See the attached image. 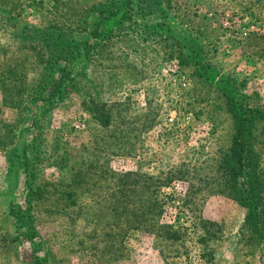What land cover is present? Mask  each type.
<instances>
[{"label": "rangeland", "instance_id": "1", "mask_svg": "<svg viewBox=\"0 0 264 264\" xmlns=\"http://www.w3.org/2000/svg\"><path fill=\"white\" fill-rule=\"evenodd\" d=\"M131 1L0 0V71L15 64L17 85L45 99L8 107L0 92V264H264L222 172L234 134L224 80L264 114V0H162L146 16ZM24 28L57 30L60 43ZM259 113L251 141L264 182ZM66 159L98 185L109 171L141 172L150 205L156 180L145 176L173 174L163 220L178 218L189 238L134 232L111 256L90 210L62 195Z\"/></svg>", "mask_w": 264, "mask_h": 264}, {"label": "trees", "instance_id": "2", "mask_svg": "<svg viewBox=\"0 0 264 264\" xmlns=\"http://www.w3.org/2000/svg\"><path fill=\"white\" fill-rule=\"evenodd\" d=\"M133 2L140 8L139 12H143L144 16L151 7L153 8L154 4L156 7L162 5V0H135L130 3ZM122 14L124 12L120 16ZM114 16L113 13H109L105 18L111 22ZM162 26L164 27L163 24H161ZM24 30L25 32L22 34H25L31 41L37 36L42 43H60L58 38L61 37L59 36L61 33L59 34L57 30L50 31L47 35L41 34L36 28H24ZM39 35L41 36L39 37ZM60 55L56 54L54 61ZM14 66L15 64L12 67L9 66L8 70L0 71V92L3 104L8 107H21L22 103L26 101L31 103L45 100L40 97L39 91L32 90L30 92L25 85H17L18 78L17 72H14ZM224 81L222 93L226 98L227 110L232 115L234 134L230 150L223 159L222 172L229 186L232 187L236 199L246 208L245 221L255 234L253 239L256 242V247H264V182L260 162L251 141L253 118L259 112L249 107L248 96L242 90H238L235 86L228 89V83L226 80ZM57 93L59 97L63 94L60 90ZM51 95L54 94H50L48 97L50 98ZM99 115L100 118H104V124L109 123L110 114L107 111L103 109ZM259 115L264 116L260 113ZM65 163V167L69 168V175L62 177L59 183L62 195L65 197L67 205L78 204L77 212H82L80 210L82 208L90 210L94 231H101L104 236H109L108 238L102 236V239H106L105 245L114 249L111 256L126 246V242L134 232L151 234L159 243L165 244L178 245L189 238L188 228L181 224L178 218L175 217L172 221L163 220L169 202L165 200L168 195L161 192V189L169 186L173 174L165 172L156 176H145L147 180H156V186L152 191L154 202L150 205L145 204L146 202L142 200V197L146 196L145 191L149 185L147 181L142 183L143 174L139 171L122 173L109 171L111 179H107L106 184L98 185L97 182L93 183L90 176L86 174L90 172L89 168L82 173L74 163H70L69 159H66ZM103 188L105 190L101 196L100 190ZM32 190L33 188L29 187V192L33 193ZM39 191L42 193L41 190ZM41 193L38 194L41 195ZM80 198L81 201L78 202L77 199ZM18 215L16 213V217ZM17 222L22 224L21 218H17ZM209 234L210 232L206 228L202 233L196 235V241L206 245ZM94 235L97 239L101 234L94 233ZM102 239L97 240L102 242ZM111 256L110 258L114 259L118 255Z\"/></svg>", "mask_w": 264, "mask_h": 264}, {"label": "built area", "instance_id": "3", "mask_svg": "<svg viewBox=\"0 0 264 264\" xmlns=\"http://www.w3.org/2000/svg\"><path fill=\"white\" fill-rule=\"evenodd\" d=\"M173 120H174V115L169 117V122H173Z\"/></svg>", "mask_w": 264, "mask_h": 264}]
</instances>
